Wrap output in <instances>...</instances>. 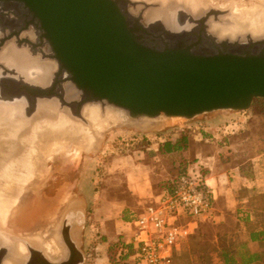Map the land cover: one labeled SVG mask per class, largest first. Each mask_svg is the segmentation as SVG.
Masks as SVG:
<instances>
[{
	"label": "water",
	"instance_id": "1",
	"mask_svg": "<svg viewBox=\"0 0 264 264\" xmlns=\"http://www.w3.org/2000/svg\"><path fill=\"white\" fill-rule=\"evenodd\" d=\"M236 16L232 6L205 5L196 13L178 0H0V129L11 124L23 130L15 132L12 147L3 142L10 137L0 136L3 147L22 152L20 141L35 122H57L61 114L94 137L100 128L84 115L91 105L103 116L112 108L122 114L120 121L141 130L155 129L149 122L164 117L248 111L256 99L264 100V33L232 39L212 32L214 25L236 27ZM9 48L28 62L26 73L10 63ZM41 65L47 70L38 71ZM85 215L83 203L71 204L57 224L31 234L0 218V264L27 258L19 246L30 252V238L43 242L50 236L64 258L51 261L43 245L46 264H84L76 246L82 244ZM63 229H71L77 243Z\"/></svg>",
	"mask_w": 264,
	"mask_h": 264
},
{
	"label": "rangeland",
	"instance_id": "2",
	"mask_svg": "<svg viewBox=\"0 0 264 264\" xmlns=\"http://www.w3.org/2000/svg\"><path fill=\"white\" fill-rule=\"evenodd\" d=\"M204 2L207 3V8H217L220 10H226L232 6L235 7L234 10L236 12L245 13L244 11H247L249 16L253 15L254 19L258 18L264 22V19L259 18L260 16L256 11L258 8L257 6L260 4L259 0H204ZM248 8H254V11L251 12L246 10ZM262 100L263 99H256L254 101L253 106L249 109L253 113H249L248 111H218L198 116L192 120L180 118L168 120L164 117L158 121L149 122L148 126L155 128L153 130H141L135 124L122 122L118 118H114V116L111 117L114 120L109 117L111 123H108L110 122L109 120H98V122H96V120L90 119L94 123V126L100 129L96 132L97 135L92 137L88 128H82V133L84 135L86 134L85 137L87 136L88 141L83 138V135L81 137L82 139H80L81 142L76 140L75 142L63 144V141H56L52 144V147H50L51 144L47 142L40 144L39 148L41 150L43 149V154H45L42 160V169L38 173V179L31 184L32 186L30 185L31 189L27 191L25 195V199H28L32 204L29 205L24 202L23 207L15 214V218L19 217L18 214H20L21 211L24 213L26 208L25 212H30L28 215H31L39 203H42L44 204L45 210L49 212V215H47L42 222L43 224L41 223V226L45 228L49 225L57 224L69 205L74 203L77 204L78 202L82 204L83 201L79 200L78 195H83L87 192L96 194L103 192V190H106L105 193L111 196L115 195L113 194L114 192L119 194L117 192L124 191V187H122L118 179L121 174H123L121 173V167L127 162L128 156H135L136 152H140L137 155L138 158H141L142 154L145 153L146 156L153 159L154 151L152 147L154 145L169 141L174 132L180 131L181 129L185 130V133L189 132L187 136L194 139V136L200 135V132H203L202 130L204 126H206L205 124L208 123V120L214 118L213 116L218 114L232 113L239 114V116H247V114L257 115L256 117H251L250 120L254 122V125H252L250 129L241 127L239 130L235 131L233 135L235 148L234 151H230L237 157L241 156L242 158L243 156L248 157L249 154L256 156L264 152V103ZM101 120H103V118H101ZM239 125H246V123L244 121V124L240 123ZM188 128L191 129L188 130ZM156 129H158V131H156ZM206 134L210 135L209 133ZM214 141L216 142V140ZM90 142L93 147L87 146ZM197 143L203 145L205 141H197ZM207 144L212 145L213 143ZM58 146L59 149H56ZM22 149L26 151L28 148L23 147ZM36 151L37 148L33 150L34 153ZM19 153L21 152L13 155L14 157L12 156V160L6 167V174L0 175V180L6 182L13 180L12 175L16 172V167H11V169L10 164ZM46 154L48 158H46ZM144 158L145 157H142V159L139 160H146ZM228 158L230 159V157ZM45 160H47L46 165H44ZM237 160L239 161V159ZM196 161L197 159H194L190 164H194ZM257 161V159L250 160L247 164L257 163ZM184 162H186L185 159H176L174 161V164H178L174 177L184 172L185 169L182 167L185 165ZM258 162L260 163V161ZM207 173L208 172H206V174ZM17 175L21 177L16 181L18 184L14 188L15 191L18 192L24 189L22 187L25 186V182H28L32 177H25L23 173ZM19 183H23L24 185ZM22 212L20 217L28 216L26 213H24L26 216H23ZM92 213L93 210L91 208L86 210L85 216L87 225L83 229L81 236L83 245L82 250L85 257L84 264H109L108 259L111 251L110 247L107 248L105 245V243L109 241V238L103 235L105 230L100 227V223L97 228L91 226L87 218L91 217ZM216 213L217 212L214 213L212 219L201 223L198 231L194 235L197 237V243L214 244L212 246L214 249H207L206 252L211 257V264H219L217 255L218 239H225L228 242L233 238L248 237L243 223V219L245 218L244 214L241 217L237 212H228L221 217V214ZM10 224L16 227L15 223ZM42 227H38L39 229L37 228V231L41 230ZM119 228L121 231L117 238L121 239L123 236L127 238L128 236L124 235V227ZM35 230L36 229L28 231L27 233L31 234ZM113 230L114 229L110 231L112 232ZM118 230H114V232ZM179 254H181L179 257L184 264H200L197 256L191 250L189 241L184 244Z\"/></svg>",
	"mask_w": 264,
	"mask_h": 264
},
{
	"label": "crops",
	"instance_id": "3",
	"mask_svg": "<svg viewBox=\"0 0 264 264\" xmlns=\"http://www.w3.org/2000/svg\"><path fill=\"white\" fill-rule=\"evenodd\" d=\"M248 112L253 113L251 110ZM256 116L255 114H247V116L232 113L218 114L208 120L203 132L194 136V139L187 136L189 132L185 133L183 129L176 131L169 140L171 142L169 151H165L164 143H160L152 147L153 159L143 153L142 157L146 160H139L142 159L137 157L140 152H136L135 156L127 157V162L121 167L123 174L118 179L124 191L117 192L119 194L114 192L115 195L112 196L105 193L106 190L96 194L87 192L78 195L79 200L84 203L85 211L88 208L93 210L91 217L87 218L91 226L97 228L100 223V227L105 230L103 235L109 238L105 243L106 247H110L111 243L119 239L117 238L121 231L119 227H124V235L129 236L131 233L128 223L170 185L178 166L174 164L176 159L186 160L185 165L182 166L185 170L193 165H200L204 174L208 172L206 179L214 190L215 212L221 214V217L228 212H237L241 217L245 215L243 223L248 237L233 238L231 241L241 246L240 250L255 245L247 229V223L256 225L259 232H264V211L258 209V205L253 202L254 196L264 195V152L256 156L249 154L248 157L242 158L230 151H234L235 148L233 138L235 131L241 127L250 129L254 125L250 119ZM244 121L246 125L240 126L239 124H244ZM182 135L187 136L185 145L180 143L175 146ZM197 141H205V144L200 145ZM194 159H197L196 163L190 164ZM254 159L260 163L257 161L247 164ZM112 229L118 231L111 232ZM219 264H221L220 259Z\"/></svg>",
	"mask_w": 264,
	"mask_h": 264
},
{
	"label": "built area",
	"instance_id": "4",
	"mask_svg": "<svg viewBox=\"0 0 264 264\" xmlns=\"http://www.w3.org/2000/svg\"><path fill=\"white\" fill-rule=\"evenodd\" d=\"M203 171L200 165L188 167L128 223L131 234L120 239L125 246L115 264H173L200 224L215 212L214 190Z\"/></svg>",
	"mask_w": 264,
	"mask_h": 264
},
{
	"label": "bare ground",
	"instance_id": "5",
	"mask_svg": "<svg viewBox=\"0 0 264 264\" xmlns=\"http://www.w3.org/2000/svg\"><path fill=\"white\" fill-rule=\"evenodd\" d=\"M147 1H153L154 2L156 0H147ZM161 1L162 2H168L169 0H161ZM178 1L183 2L185 4H188L193 9V11L196 13L199 12V10H201V8L207 4L206 2H204V0H178ZM259 1H260V4H259V6H257L258 8L256 9V11H257V14L260 16V17L259 16L258 17L264 19V16H263V14H264V12H263L264 11L263 1L264 0H259ZM164 6L167 7L166 4ZM244 12L245 13L236 12L234 10V7H233V13H235V15H238L236 17H239L238 19H240L238 21V25L236 27H231V28L226 27V26H221V25H214L212 27V32L219 35L221 38H232V39H236V37H238L240 34H243L244 32H252L253 34H256V35L257 34H263L264 33V22H262V20H260L258 18L254 19L253 15L249 16L247 11H244ZM6 53H7V58L10 60V63L16 64V66L19 67V69L21 70V72L23 74L26 73V71L28 70V65H27L28 62L24 61L22 58L16 59V56L15 55L13 56L14 53L12 54V51L10 50V48L7 49ZM46 66L47 65H41L40 67H37L36 69L38 71H40L42 68H44V67L46 68ZM38 79L40 80L41 76H39ZM84 115L89 120L93 119V120H96V122H98V120H100V121L109 120L110 121L112 119L111 118L112 116H114V118H118L119 120H121V118H122V114L118 113L117 111H114L112 108H106V115L103 116L102 112H101V108L98 105L87 106L84 109ZM39 117H40V115H39ZM109 117L111 119H109ZM101 118H103V120H101ZM68 120H70V121H68ZM112 120H114V119H112ZM71 121L72 120L65 114H61V116L57 122H50L47 120L37 121L34 123V125L31 126L32 130L29 132V134L27 136H25L26 138H23V140L21 139V141H20L21 148L26 147L28 149L26 151L19 153V155L17 157H15L14 161L10 164V168L16 167L15 168L16 172H14V174L12 175L13 180L7 181V182L0 180V218L2 217V219H4L5 223L6 222L15 223L16 228L18 227V229H20V228L23 229L22 230L23 232L32 231L34 229H36L35 231H37L38 227H42L41 223L43 221H41V219L43 218V220H45V218L47 217V215H46L47 212L44 208V204L39 203V205L36 207V209L33 210V213L31 215H28V213L30 214V212H27V213L25 212V210L27 209L26 208L24 210V213H26L28 216L27 217H22V216L20 217V214L22 212L21 211L20 214H18L19 217L17 216L18 218H15V214L17 213V211L21 207H23V205L22 206L20 205L21 207L20 206L18 207V209L12 215L13 217H11V216L8 217L10 215V213H9L10 211L5 212L4 206L7 205V199L17 197V196H21V198L18 199L19 204H21V201H22V199H24L26 192L31 189L30 185L33 184V182L38 179V173L42 169V164H43L42 160L44 157V154H43L44 150L43 149L41 150L39 148L40 144L47 142L48 144H51L50 147H52V144L55 143L56 141H60V142L63 141V144H67V142L71 143V142H73V140H76L77 138L82 137L84 135L82 133V130H83L82 127L78 126L77 124H75L73 122H72L73 123L72 124ZM0 133H1L0 136L5 135L6 137L11 138V139L10 138L3 139L4 140L3 142L11 144V147H12L14 145L13 144V141H14L13 137L17 133L15 134V132H13L8 127H5L4 129L1 128ZM90 134H91V130H90ZM85 135L83 137L85 140L88 141V138H87V136L85 137ZM6 140H8V141H6ZM4 145L5 144L2 143V139L0 138V173L6 174V167L9 164V160H11V156L14 154V150H8L7 151L6 147H3ZM87 146L93 147L91 142ZM35 148H37V151L34 153L33 150ZM17 153L15 152L14 155H16ZM37 158H40L41 161L40 160L38 161ZM20 173H23L25 177H32V178H30V180L28 182H25L26 183L25 186L22 187L24 189H21L20 191L17 192V191H15L14 188L18 184L16 181H18V179L21 178L19 175H17ZM5 177H7V176H5ZM10 178H11V176H10ZM0 179H1V176H0ZM19 184L24 185L23 183H19ZM18 202L16 204H18ZM24 213H23V216L24 215L26 216V214H24ZM43 213L46 216L45 218L42 217ZM11 218H12V220H10ZM49 239H50L49 241H44L45 246L48 244H51L52 242H54V243L57 242V239L53 236L52 237L50 236ZM55 244H57V243H55ZM51 246H52V244H51ZM57 246H59V245L57 244L55 247H57ZM49 247H50V245H49ZM49 247H47V248L49 249ZM53 247H54V244H53ZM53 250H55V249H53ZM58 251H59V249H58ZM53 255L55 256V255H57V253L55 252V254H53ZM54 259H56V258H54Z\"/></svg>",
	"mask_w": 264,
	"mask_h": 264
},
{
	"label": "trees",
	"instance_id": "6",
	"mask_svg": "<svg viewBox=\"0 0 264 264\" xmlns=\"http://www.w3.org/2000/svg\"><path fill=\"white\" fill-rule=\"evenodd\" d=\"M262 101L264 103V100ZM185 138H187V136L182 135L175 146H178L180 143L185 145ZM170 145L171 142H165L164 150L169 151ZM204 175L206 177V174ZM253 202L258 205V209L264 211V195L254 196ZM247 229L250 233L252 242L256 243L251 248L248 247V249H244L243 247V249L240 250L241 246L236 245L233 241L227 242L225 239H218L217 255L221 264H264V232H259L256 225L250 223H247ZM194 235L188 239L192 252L197 256L200 264H211V257L206 252L207 249H214L212 247L214 244L197 243V237ZM123 246L125 245L120 239L110 244L111 252L108 259L109 264H115L114 260H116L117 253ZM180 255L181 254L179 253L175 255L173 264H184L182 263V259L179 257ZM123 259H126V257H123Z\"/></svg>",
	"mask_w": 264,
	"mask_h": 264
},
{
	"label": "flooded vegetation",
	"instance_id": "7",
	"mask_svg": "<svg viewBox=\"0 0 264 264\" xmlns=\"http://www.w3.org/2000/svg\"><path fill=\"white\" fill-rule=\"evenodd\" d=\"M42 68V67H41ZM45 68V67H44ZM46 70H47V68H45ZM6 95V97H8L11 101H14L13 100V97H11V95H10V93L9 94H5ZM13 112H14V110H12V108H10V109H7V114H9L10 116L13 114ZM13 117V116H12ZM11 118V117H10ZM4 128L5 127H8V128H10L13 132H16V131H18V132H22L23 130H16L17 129V127L16 126H14V125H11L10 124V126H3ZM28 125H26L25 127H24V130L26 129H28ZM21 139V138H20ZM8 141V140H7ZM23 145V144H22ZM21 147V146H20ZM19 147V148H20ZM14 154H15V152H14ZM13 154V155H14ZM12 155V156H13ZM11 156V160H12V158L14 157H12ZM11 160H9V162L11 161ZM40 160V158H38V161ZM41 161V160H40ZM41 165V164H40ZM37 168V167H36ZM3 173H0V175H2ZM21 198V196H17V197H13V198H9V199H7V205H5L4 206V210H5V212H9L10 210H11V207H13L17 202H18V199H20ZM27 203V204H32V203H30L29 202V200L28 199H25V197H24V199H22V201H21V206L23 205V203ZM13 205V206H12ZM20 206V207H21ZM47 212V211H46ZM46 215H49V212H47L46 213ZM42 217H46L44 214H43V216ZM2 218V217H1ZM3 221H4V219H2ZM41 221H44L43 220V218H42V220ZM79 222V221H78ZM39 225V224H38ZM76 225H78V223L77 222H74L73 223V226H76ZM72 228V227H71ZM71 230V229H70ZM68 231V230H65V229H63V234H65V236L67 237V238H69V240H71V241H74V242H76L77 243V241L74 239V238H71L70 237V235L69 234H71L70 232L71 231ZM30 240H31V242H28V243H35V246H31V249H30V252H23V250H25L24 249V246H22V244H21V246H19V249L21 250L20 251V254L21 255H23L24 253H25V255L27 254V258H18V259H16L17 261H15V264H46V262H45V249H46V251L48 252V254H49V258H50V260L51 261H59L60 259H62V257H63V253H64V250H62L61 248H60V246H57V247H55L58 243L57 242H55V243H57V244H55L54 242H52L51 244H52V246H51V244H48V245H46L45 246V244H44V241L43 242H39V240L38 239H35V238H30ZM31 244V245H34V244ZM53 244H54V247H53ZM43 245H44V247H45V249L43 248ZM49 245H50V247H49ZM59 245V244H58ZM82 244H79V245H77L76 247L78 248V251L80 252V253H83V250H82ZM47 247H49V249L47 248ZM48 249V250H47ZM53 249H55V250H53ZM58 249H59V251H58ZM54 251V252H53ZM50 252V253H49ZM53 252V253H52ZM55 252L57 253V255H53V254H55ZM60 252V253H59ZM59 254V255H58ZM81 255V254H80ZM57 256V257H56ZM59 256V257H58ZM15 258V257H14ZM54 258H56V259H54ZM64 258V257H63ZM80 259V256L78 255V257H75V259H74V261L73 262H76V261H78ZM71 260V258L69 259V261ZM7 264H10L9 262H7Z\"/></svg>",
	"mask_w": 264,
	"mask_h": 264
}]
</instances>
